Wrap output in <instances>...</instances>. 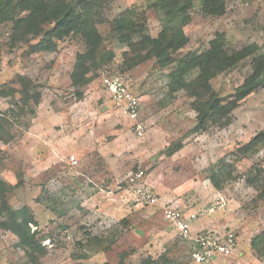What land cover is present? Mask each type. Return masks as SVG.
<instances>
[{
  "label": "rangeland",
  "instance_id": "374dc122",
  "mask_svg": "<svg viewBox=\"0 0 264 264\" xmlns=\"http://www.w3.org/2000/svg\"><path fill=\"white\" fill-rule=\"evenodd\" d=\"M161 1L107 0L109 21L98 26L103 55L80 90L71 76L86 50L82 39L71 35L57 41L54 52H34L40 38L14 45L13 24L0 22V179L12 187L8 204L27 206L34 215L33 231L47 251L39 264H193L194 242L178 236L162 207L136 201L129 179L139 171L161 204L200 214L196 232L236 234L234 255L212 264H264L253 247L264 234V143L248 157L238 153L264 132V83L238 103L229 126L209 119L196 131V99L175 89L176 65L161 68L140 36L128 45L112 29L116 17L131 12L144 34L158 37ZM189 14L188 43L178 57L207 52L219 35L230 53L242 52L235 67L209 81L229 102L253 74L254 59L264 56V0H225L220 16L206 14L203 0H193ZM105 73L122 76L140 96L144 137L103 90ZM198 75L196 69L184 81ZM214 172L221 173L220 190L210 180ZM219 195L227 208L210 216ZM18 244L15 234L0 229V264H36Z\"/></svg>",
  "mask_w": 264,
  "mask_h": 264
},
{
  "label": "trees",
  "instance_id": "16d2710c",
  "mask_svg": "<svg viewBox=\"0 0 264 264\" xmlns=\"http://www.w3.org/2000/svg\"><path fill=\"white\" fill-rule=\"evenodd\" d=\"M107 0H0V22L13 24L12 43H27L40 38L32 46L34 52H54L57 41L75 35L84 41L86 50L77 56L74 72L71 76L73 85L80 90L89 83L90 67L102 57L103 37L98 29L107 21L104 10ZM164 24L158 37L144 34V29L132 20L131 12L116 17L112 29L117 36L132 45L134 37H141L140 43L148 50L161 68L176 65L171 78L175 89H186L195 97L198 123L196 131L205 129L209 119L220 128L230 125V115L249 95L264 83V56L253 61V74L243 85L237 88L236 96L229 102L220 98L209 85V81L229 68L235 67L242 60V52L226 49L225 39L219 35L211 42V48L203 53H189L178 57L187 45L188 37L184 31L190 21L189 10L193 0H162ZM203 11L208 15L220 16L225 13V0H203ZM46 25L53 28L46 30ZM198 69L199 75L190 83L184 81L192 71ZM23 80V79H21ZM174 89V90H175ZM82 93V92H81ZM79 94V98L83 95ZM264 143V132L257 135L249 144L238 150L242 157L256 152ZM220 172L212 173L210 180L216 189H222ZM12 187L0 179V229L11 231L19 239V247L27 258L39 264L47 251L39 238L38 230L33 231L37 222L29 207L12 208L6 198ZM258 255L264 257V234L253 242Z\"/></svg>",
  "mask_w": 264,
  "mask_h": 264
},
{
  "label": "built area",
  "instance_id": "2783aa9c",
  "mask_svg": "<svg viewBox=\"0 0 264 264\" xmlns=\"http://www.w3.org/2000/svg\"><path fill=\"white\" fill-rule=\"evenodd\" d=\"M100 84L116 106L120 116L131 124L138 137H144L147 129L142 120L140 96L132 90L122 76L105 73L100 78ZM71 162L74 165L78 164L74 157L71 158ZM129 185L132 186L133 194L138 203L162 207L164 220L178 236L183 240L194 242L190 254L193 264H212L215 260L228 259L234 255L237 236L233 231L224 236L205 233L204 230L195 234L194 226L199 222L200 214L198 212H185L169 202L161 204V198L146 184L143 171L132 175L129 179ZM227 205V199L219 195L207 213L210 216L215 215L226 210Z\"/></svg>",
  "mask_w": 264,
  "mask_h": 264
},
{
  "label": "crops",
  "instance_id": "0c3cea01",
  "mask_svg": "<svg viewBox=\"0 0 264 264\" xmlns=\"http://www.w3.org/2000/svg\"><path fill=\"white\" fill-rule=\"evenodd\" d=\"M199 222H200V220H199ZM199 222H197V224L194 226V233H195V234H196V233H199V232H201V231L203 230V229H202L201 231H197V232H196V230H198V228L200 227V223H199ZM211 231H212V230H211Z\"/></svg>",
  "mask_w": 264,
  "mask_h": 264
}]
</instances>
